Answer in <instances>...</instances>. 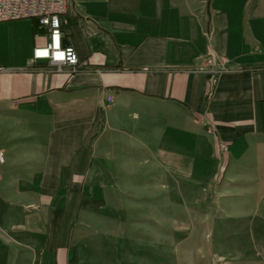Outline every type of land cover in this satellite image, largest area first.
<instances>
[{
  "label": "crops",
  "instance_id": "obj_1",
  "mask_svg": "<svg viewBox=\"0 0 264 264\" xmlns=\"http://www.w3.org/2000/svg\"><path fill=\"white\" fill-rule=\"evenodd\" d=\"M47 34L34 18L0 22V264H67L81 217L127 227L117 256L146 264L176 209L190 241L212 224L264 254V0H70L61 41L86 61L76 71L31 61Z\"/></svg>",
  "mask_w": 264,
  "mask_h": 264
},
{
  "label": "rangeland",
  "instance_id": "obj_2",
  "mask_svg": "<svg viewBox=\"0 0 264 264\" xmlns=\"http://www.w3.org/2000/svg\"><path fill=\"white\" fill-rule=\"evenodd\" d=\"M6 165L7 167H2L1 161L0 171L3 170L8 173L11 170V166H9L10 164ZM1 177L2 176H0V178ZM109 196L111 198L109 200L110 206L108 209L106 208L102 211L103 214L100 213L98 218H100L99 221H103L101 219H108L110 223L109 215L117 211H113V206L120 205V201H118L120 195L115 194ZM196 197V202H201L202 195L200 194ZM118 213H120V211ZM89 214L90 211L88 210V216ZM173 215L176 218H174L176 225L172 227L173 229L169 228L166 230L165 227L162 228V233H166L162 242L160 244L151 241L147 243L146 249L148 253L145 258L146 264H154V262L158 264L161 263L160 261L153 260L156 255L152 253L151 250L153 251L155 246H158V251L161 253L162 264H264V254L256 252L257 245L260 246L262 244L256 241L257 237L248 236L247 232L245 233L246 235L240 232L241 235L239 237L231 236L227 238L222 235L218 236L217 226L211 224L210 232L213 234L209 239L210 241L204 236L198 238V241H195L196 237L194 236L193 241H190L187 239L189 236H186L189 232L186 225V220L189 219L187 209L183 211L176 209ZM130 216L132 224L139 220H144L143 213H140L137 207H132ZM78 220L82 222L79 223V221H77L76 226L72 229V239L69 243L70 255L68 256L67 264H106L107 251L112 247L116 249L113 264H121L123 262V257L117 256L116 251L119 247L124 248L123 236L126 235L125 230L127 227L124 228L118 221L114 222V224L110 223L109 227H107L101 223L100 225L94 224L93 220H90L89 217L87 219L81 217ZM146 221L149 224V217H147ZM148 224L141 226L151 231V227H149ZM133 227V225L132 227L129 226V228ZM176 229L179 231L178 238L174 236L172 240L170 237H167L169 236L167 233H173ZM134 234L141 237L144 236L142 233L138 232H134ZM127 235L131 238L132 232L129 234L127 233ZM108 241H110V243H108ZM120 244L121 246H119ZM126 250L127 247L125 248V251ZM130 252L131 256L139 258L140 254L135 253L133 249H130ZM258 254L260 256H258ZM150 255L154 257L150 259ZM126 256L129 257V255ZM40 262L42 264V260H38V264H40Z\"/></svg>",
  "mask_w": 264,
  "mask_h": 264
},
{
  "label": "built area",
  "instance_id": "obj_3",
  "mask_svg": "<svg viewBox=\"0 0 264 264\" xmlns=\"http://www.w3.org/2000/svg\"><path fill=\"white\" fill-rule=\"evenodd\" d=\"M69 5L70 0H0V22L21 18L37 19L48 30V41L44 45H38L32 49L31 61L45 59L58 70L66 66L72 71H76L84 67L86 61L79 60L72 45L63 44L61 41V16ZM205 62L214 66L211 72L215 74L224 70L227 59L224 57L215 59L208 56ZM2 71H5V68L0 64V72ZM112 100L113 97L107 95L103 106H108ZM220 148L225 151L227 146L222 143Z\"/></svg>",
  "mask_w": 264,
  "mask_h": 264
},
{
  "label": "trees",
  "instance_id": "obj_4",
  "mask_svg": "<svg viewBox=\"0 0 264 264\" xmlns=\"http://www.w3.org/2000/svg\"><path fill=\"white\" fill-rule=\"evenodd\" d=\"M207 77H208V82L210 83L209 89L207 91V98H209L212 93V89H213L214 77L210 73H207Z\"/></svg>",
  "mask_w": 264,
  "mask_h": 264
}]
</instances>
